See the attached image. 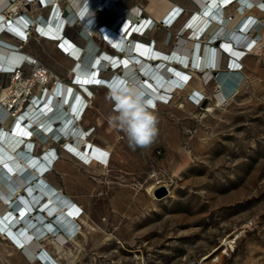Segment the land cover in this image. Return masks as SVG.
<instances>
[{
  "label": "rangeland",
  "instance_id": "1",
  "mask_svg": "<svg viewBox=\"0 0 264 264\" xmlns=\"http://www.w3.org/2000/svg\"><path fill=\"white\" fill-rule=\"evenodd\" d=\"M59 1L62 10L69 5L67 0ZM169 1L183 10L169 29L159 25L148 11L150 0L118 2L129 10L138 7L144 17L154 21L144 40L153 41L167 54H171L179 29L195 10L189 0ZM16 6L18 13L34 19L49 11L30 0ZM235 13L236 8H229L223 15L229 18ZM246 15L264 20L263 12L253 10ZM115 18L111 12L100 16L99 23L109 26ZM65 35L79 47L87 44L76 26L67 29ZM94 39L100 51L111 52L98 36ZM18 46L60 83L71 85L75 65L59 54L58 44L43 40L32 30L27 41ZM225 60L223 56L220 70L212 73L206 85L204 73L188 71L189 67L184 70L190 74L189 91H177L168 105L157 107L160 135L150 156L142 149L137 159L113 160L108 172L102 173L81 168L73 159L61 156L59 145H48L59 155L48 176L94 221V230L81 223L83 234L68 245L74 264H264V46L241 60L238 73L243 79L218 108L217 78L228 73ZM24 69L27 74L29 68ZM9 82L10 76L2 88ZM93 92L95 99L89 101L82 123L104 136L113 103ZM194 93L201 95L200 104L191 100ZM209 108L213 112H208ZM35 143L33 154L41 155L48 141L39 138ZM185 149L190 156L182 161L181 151ZM156 182L171 189V194L160 201L147 190ZM45 246L60 264H71L50 242ZM15 264L29 263L17 253Z\"/></svg>",
  "mask_w": 264,
  "mask_h": 264
},
{
  "label": "bare ground",
  "instance_id": "2",
  "mask_svg": "<svg viewBox=\"0 0 264 264\" xmlns=\"http://www.w3.org/2000/svg\"><path fill=\"white\" fill-rule=\"evenodd\" d=\"M20 1L23 0H0V33L7 28L23 36V30L18 25L20 19L8 26L4 22L3 14L4 9L12 8ZM41 1L46 8H50V12L48 17L39 18L38 31L55 44H58V39H64L62 42L65 51L75 59V81L82 85L83 90L69 89L66 84L58 86L55 92L53 87L46 96H42L40 90L35 103L42 104L26 111L19 120L14 121L2 106L1 101H4L7 91L6 88L1 89L0 237L9 241V245L29 264H60L47 250L46 242H50L66 261L74 264V254L68 245L75 243L79 235L83 234L81 223L92 230L94 221L71 195L64 193L47 179L59 160L57 150L49 148L48 145L54 143L64 151L71 152L72 159L81 168L107 173L113 160L115 163L120 161L113 155L110 143L98 134L97 128H86L82 123L83 104H89L86 95L92 100L95 99L90 88L111 86L117 79L135 83L144 93V100L151 101V105L147 103V106L157 107L156 99L163 97L162 92L173 90L172 84L177 77L181 74L190 75L173 64H167L168 60L180 62L183 67H189L188 71L204 70L207 81L212 77V67L215 68L214 72L220 70L223 56L226 57V67L229 64L237 69L240 63L237 64L234 58L241 62L242 58L258 53L264 46V20L246 15L253 10L264 13V0H189L195 10L179 29L180 36L176 39L177 43L171 54L154 48L150 57L148 43L144 40L149 32L146 29L148 23L143 21L139 24L137 18L141 10L138 7L133 10L126 9L118 5L119 0H67L68 13H64L59 0ZM163 1L150 0L148 11L158 23L166 19L173 26L177 19L175 20L176 14L172 10L177 6L169 0ZM222 8H236V13L230 16L231 20L224 15L223 19L220 18L225 10ZM111 12L116 15L114 22L109 26L101 25L100 16L105 17ZM36 18L27 16L24 20L31 24ZM75 26L87 39L84 47L77 46L65 35L67 29ZM251 28V33L245 35ZM96 36L108 47L104 41L106 38L117 52H104L100 58L102 51L95 42ZM255 36L258 42L253 43ZM108 49L111 50L109 47ZM19 50V46L0 39L1 74L8 75L15 68L23 67L25 60L33 59ZM146 58L150 59L149 62ZM229 58L233 59L229 62ZM107 59L114 63L113 67L121 68V73L123 71L127 78H118L116 75L111 85L110 79L102 78L95 69ZM253 70L256 71V66ZM133 71H139L137 77L131 76ZM243 76L238 72L220 75V88L228 85L231 91L235 90ZM232 82L234 84L231 85ZM220 88H217L215 94L218 108L228 95ZM93 109L92 103L90 110ZM208 112H213V108H209ZM25 121L28 122L27 128L24 126ZM30 127L38 130L36 134L42 141L46 142L48 139L49 144L44 147L41 155L33 154L36 138L28 130ZM111 127L110 124L105 126L106 129ZM181 152L182 161L188 159L190 152L186 149ZM159 186H165L168 196L171 194L170 185L156 182L147 188L153 198V191ZM118 201L120 199H116Z\"/></svg>",
  "mask_w": 264,
  "mask_h": 264
},
{
  "label": "built area",
  "instance_id": "3",
  "mask_svg": "<svg viewBox=\"0 0 264 264\" xmlns=\"http://www.w3.org/2000/svg\"><path fill=\"white\" fill-rule=\"evenodd\" d=\"M25 1H28V0H25ZM30 1H35V2L39 3L42 7H44V8L46 7V5L41 0H30ZM9 8L10 7H7V10H5V9L3 10L4 22L6 23V25L9 26L10 24L14 23L16 20L20 19V22L18 25L23 30V36L19 32H14L12 30H8L7 28L4 29V31L1 33H6V34L10 35L11 37L15 38L16 40H19L21 43H25L27 41V38L30 35V32L32 30H35L38 33V35L43 37V35H41L38 31V27L40 24L39 17H37L33 23L28 24L24 20L25 17H27V15L18 13L17 6H14L10 9ZM176 8L178 10H176ZM222 9L224 10L225 8H222ZM172 13L176 14V17H175V20H176L183 13V10L179 7H175V8H173ZM220 18L223 19V14L220 15ZM137 19H138V22L140 25L142 24L143 21H145L146 24L148 23V27L146 28L147 31H151L153 29V27L155 26L154 21L148 17L147 18L144 17L142 11H140V14H139ZM228 20H231V17H229ZM159 25H162L163 28L169 29L172 25V22H168V20L164 19V20H162L161 23H159ZM101 28H103V27H101ZM251 31H252V28L245 35L250 34ZM58 41H57L58 47L60 48V50L63 53H65L68 57L75 60L71 56L70 53L65 51V48H64V45L62 42V41H64V39L62 40V38H60V39H58ZM104 41L108 45V47L112 50V52L116 51V48L110 46V44L108 43V40L106 38H104ZM255 41H257L256 36L254 37L253 43H255ZM147 47H149V50H150V52H149V57H150V56H152V51L155 48L154 42L151 41L150 43H148ZM174 48H175V46H174ZM102 54L103 53H101L100 58L103 56ZM119 56H121V55H119ZM229 59H230L229 60V62H230L233 58H229ZM146 60H148V62H149L150 59L146 58ZM233 60L237 64L240 63V60H237L235 58ZM214 62H215V60H214ZM167 64H173L174 67L181 68L183 70V72H186L184 70L188 68L187 66L183 67L182 64L178 61L173 62V61L168 60ZM113 65H114V63H112L111 60L107 59L106 61L103 62V64L102 63L98 64L97 68L95 69L98 74H104V73L112 72L113 75H111L112 77L109 78L110 79V85H111V82H113L115 80L116 75H118V78H124V79L127 78L123 71L121 73V68H119V67L115 68V67H113ZM240 66L237 69L236 68L233 69L228 64L227 68L231 69L230 71H228V73L238 72V69L240 68ZM93 67H95V66H93ZM24 68H29V71L27 74H26ZM212 70L214 72L215 68L212 67ZM137 72H139V71H137ZM137 72L135 73L133 71L131 73L132 74L131 76L137 77V75H138ZM197 72L204 73V70H202V71L197 70ZM204 75H205V73H204ZM8 76H10L9 86L6 87L5 90L7 91V93L5 95L4 101H1V102H2V106L5 108V110L8 112V114L14 119V121L19 120L24 115V113L26 111L32 110L33 108H38L42 104V103H39L38 105H36V103H35L40 90H42V96L43 95L46 96L53 89V87H54V92H55L56 88L63 84V83H60L57 80V78H55L46 67L41 65L35 59L25 60L23 67L15 68V70L13 72L8 73ZM189 81H190V75L181 74V76L177 77V80H175L174 83L172 84L173 90L171 92H162L163 97L156 99V101H155L156 105H158L160 103L168 105L172 101L174 93L177 91L184 90L187 87V84ZM204 81H205L204 83L206 85L211 81V78L208 81L207 80H204ZM66 85L69 86V89L75 88V89L83 90L82 85L79 83H76L75 76L71 82V85H69V84H66ZM89 85L90 84L88 83L87 86H89ZM49 86H50V88H48ZM104 86L108 90L110 89V86H107V85H104ZM86 99L88 100V102L91 100L87 95H86ZM191 100L193 101V103L200 104V102L202 101V97L200 94L194 93V96L193 95L191 96ZM87 107H88V104H87V102H85L83 104V109H82L81 115H84V112L86 111ZM147 107L150 111H155L157 109V107H152V106H147ZM112 110L114 111V105L112 107ZM24 126L27 128L28 122L24 123ZM31 128L32 127L28 128V130H30V132H31V134H33L34 138L39 139V137L36 134V132H38V130L36 128H34V129H31ZM46 141H48V139ZM152 178H155V176H152Z\"/></svg>",
  "mask_w": 264,
  "mask_h": 264
},
{
  "label": "clouds",
  "instance_id": "4",
  "mask_svg": "<svg viewBox=\"0 0 264 264\" xmlns=\"http://www.w3.org/2000/svg\"><path fill=\"white\" fill-rule=\"evenodd\" d=\"M107 98L114 105V113L108 117L110 126L123 132L131 147L150 145L158 134V120L148 109L141 88L117 79L110 86Z\"/></svg>",
  "mask_w": 264,
  "mask_h": 264
},
{
  "label": "crops",
  "instance_id": "5",
  "mask_svg": "<svg viewBox=\"0 0 264 264\" xmlns=\"http://www.w3.org/2000/svg\"><path fill=\"white\" fill-rule=\"evenodd\" d=\"M38 6H40L42 9H47L46 7H42L39 3H38ZM48 13L50 12V8H48ZM64 13H67V8H65L64 10ZM47 13V15H48ZM46 15V16H47ZM39 18H44V16L42 15H39L37 16ZM48 17V16H47ZM147 18V17H146ZM1 34V33H0ZM43 40L47 41V42H51L53 43V45L55 44L54 41H49L47 39H45L44 37L40 36ZM0 39H2L4 42H10L12 44H15L18 46V43H20L19 40H16L15 38L11 37L10 35L6 34V33H2L0 35ZM101 43L104 44V42L102 40H100ZM20 47V46H19ZM156 48V47H155ZM112 52V50H109ZM29 57H32V55L28 52H25ZM59 53V52H58ZM104 54V52H102ZM60 55H62L63 57H66L67 59H69L70 61H72L74 63L75 60H73L72 58L68 57L65 53H63L61 50H60ZM102 54V55H103ZM33 58V57H32ZM113 75L112 72H108V73H104V74H101L100 76L104 79H109L111 78ZM8 75H4V74H1L0 73V88H2V86H4L7 82H5L4 84V79L7 78ZM219 80H220V74L218 75V78H217V82L219 83ZM90 90L93 92V90L101 95H105V97L107 98V94H108V89L105 87V86H99V87H91ZM94 94V92H93ZM194 96V95H193ZM110 102V100H109ZM109 104V103H108ZM111 104V102H110ZM163 106H166L165 104H158L157 107H160V108H164ZM109 107V105H108ZM110 109H111V105H110ZM112 113H114L113 110H111ZM156 117H157V120H158V124L157 125H160L161 124V120L158 118V113H157V110L155 111H152ZM160 135V131L158 130V134L157 136ZM157 136L155 137V139L153 140V142L146 146V147H131L129 145V141L127 139V137L124 135L123 132L111 127L110 129H106L105 130V135H104V138L110 143V145L112 146V153L113 155L116 157V159L120 162H122L123 160H126L125 158H131V159H137L139 157L138 153L143 149V151H146L147 155L150 156L149 154H151L154 149L157 147L158 145V141H157ZM58 152V150H57ZM60 153H61V156L64 154L66 155L67 157L71 158L73 157V154L71 152H69L68 150H63V149H60ZM121 158V159H120ZM59 168V165L57 166V169ZM61 169L63 170L64 168L61 167ZM47 179L52 183L54 184L56 187H58L57 185V182L50 176H47ZM59 188V187H58ZM0 239H2L0 237ZM9 241L7 240H3L2 239V242H0V264H5L6 262H8V264H15L16 263V255H17V252L16 250L9 245ZM2 246V247H1ZM7 255V257L5 256ZM5 257V258H4Z\"/></svg>",
  "mask_w": 264,
  "mask_h": 264
},
{
  "label": "water",
  "instance_id": "6",
  "mask_svg": "<svg viewBox=\"0 0 264 264\" xmlns=\"http://www.w3.org/2000/svg\"><path fill=\"white\" fill-rule=\"evenodd\" d=\"M153 196L157 200H162L168 196V189L165 186H159L153 191Z\"/></svg>",
  "mask_w": 264,
  "mask_h": 264
},
{
  "label": "trees",
  "instance_id": "7",
  "mask_svg": "<svg viewBox=\"0 0 264 264\" xmlns=\"http://www.w3.org/2000/svg\"><path fill=\"white\" fill-rule=\"evenodd\" d=\"M221 15V14H220ZM232 80L230 79V82H231ZM234 81L236 82V80L234 79ZM231 85L232 84H234L233 82L232 83H230ZM223 91L226 93V94H228V93H230V87L228 86V85H226L224 88H223Z\"/></svg>",
  "mask_w": 264,
  "mask_h": 264
},
{
  "label": "snow or ice",
  "instance_id": "8",
  "mask_svg": "<svg viewBox=\"0 0 264 264\" xmlns=\"http://www.w3.org/2000/svg\"><path fill=\"white\" fill-rule=\"evenodd\" d=\"M206 15L208 14V13H205ZM179 75V74H178ZM97 82H99V81H97ZM142 95H143V97H144V93L142 92ZM147 103L149 104V105H151V101L150 100H148L147 101Z\"/></svg>",
  "mask_w": 264,
  "mask_h": 264
}]
</instances>
